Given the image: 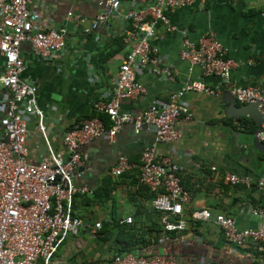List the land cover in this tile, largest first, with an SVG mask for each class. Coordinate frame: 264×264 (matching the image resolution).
I'll use <instances>...</instances> for the list:
<instances>
[{"label": "crops", "instance_id": "0c3cea01", "mask_svg": "<svg viewBox=\"0 0 264 264\" xmlns=\"http://www.w3.org/2000/svg\"><path fill=\"white\" fill-rule=\"evenodd\" d=\"M152 1L121 0L117 12L99 5L97 0H30L31 9L39 12L45 26L66 28V48L59 60L37 58L28 42H23L19 50L26 62L20 76L37 86V103L44 113L47 140L64 158L68 154L62 134L93 115L96 101L110 97L118 68L130 49L122 40L123 30L128 27L122 12L130 7L148 6ZM99 14L103 20L94 30L86 32L84 29ZM170 19L176 30L164 31L159 26L152 43L173 66L175 76L167 79L154 75L147 67L135 66L136 78L147 92L121 100L123 110L137 112L152 103H162L187 79L200 77V68L182 59L179 51L184 38L196 41L207 31L215 33L227 55L236 62L229 74L233 83L264 87V0H205L175 9ZM2 71L0 58V74ZM202 78L210 85L220 82L217 76ZM223 93L211 96L186 92L182 100L192 117L175 122L179 132L175 140L156 141L152 127L136 133L131 123H124L114 138L105 132L81 145L83 156L74 171V183L92 189L93 193H77L73 213L89 222L100 221L107 239L85 232L70 235L55 253L53 264H109L116 249L122 248L117 222L126 216L133 217L132 224L136 226L133 233L143 234L146 243L121 253L138 251L146 256L198 264H264V245L247 241L234 246L213 221L194 218L195 211L208 208L213 214L233 217L239 227H259L262 223L251 209H264V189L231 185L222 179L225 171L252 178L264 171V154L252 163L251 153L239 143L251 135L241 124L242 117L227 112L229 104ZM7 95L0 84V99ZM4 108V102L0 101V117ZM245 118L249 123L253 121ZM38 122V117L28 115L27 159L32 163L38 162L46 149ZM104 124L109 128V119ZM261 128L264 130V122ZM151 144H155L157 154L170 158L190 194V200L183 204L181 230L163 229L159 213L152 208L151 194L139 181L137 166L119 176L109 173L120 154L139 164L143 149ZM113 215L115 222L111 220Z\"/></svg>", "mask_w": 264, "mask_h": 264}, {"label": "built area", "instance_id": "2783aa9c", "mask_svg": "<svg viewBox=\"0 0 264 264\" xmlns=\"http://www.w3.org/2000/svg\"><path fill=\"white\" fill-rule=\"evenodd\" d=\"M205 0H153L142 8H127L122 12L128 27L122 39L130 46L124 62L119 66L113 81L112 92L106 100L93 104L98 113H105L110 121L105 127L99 116L87 117L62 134L67 158L53 150L47 138L43 122V110L37 103V86L21 78L26 62L20 55V45L28 42L37 58L59 60L66 48V28L47 27L36 9H31L30 0H0V58L3 71L0 84L8 95L4 112L0 117V264H53L60 245L70 235L85 232L95 236L101 228L100 221L89 222L73 213V200L77 193L92 194L93 190L74 183V171L82 161L81 145L107 132L111 138L120 131L124 123H131L138 133L144 127H152L156 141H171L179 136L175 128L178 119L189 120L192 113L182 100L185 93L193 91L218 96L228 91L238 103L259 101L264 112V87L238 85L229 79L236 62L227 55L226 48L212 31H207L196 41L184 38L179 55L200 68L201 76L187 79L162 103H152L137 112L123 110L121 100L146 94L147 89L137 80L135 66L147 67L156 76L172 79L173 66L152 43L156 30L174 31L170 14L177 8L203 3ZM98 4L120 11L121 0H97ZM69 15L71 12L68 13ZM82 20V19H81ZM103 20L98 15L86 32L94 30ZM217 76L219 83L210 85L205 76ZM38 117V127L46 142L45 152L38 162L27 159V117ZM258 137L264 142V130ZM138 167L139 181L154 197L152 208L159 212V221L164 230L184 228L183 204L190 200L176 166L169 157L157 154L155 144L143 149L140 163L135 165L120 154L109 173L119 176ZM215 167H212L214 169ZM222 179L231 185L264 189V171L256 178L238 175L229 171ZM251 213L261 220L259 227H239L235 219L223 213L213 214L208 208L194 212L200 221H213L223 232L226 240L234 246L247 241L264 245V209L253 208ZM126 216L119 223H131ZM111 264H198L182 262L163 256H146L138 251L115 253Z\"/></svg>", "mask_w": 264, "mask_h": 264}, {"label": "water", "instance_id": "95a60500", "mask_svg": "<svg viewBox=\"0 0 264 264\" xmlns=\"http://www.w3.org/2000/svg\"><path fill=\"white\" fill-rule=\"evenodd\" d=\"M108 9H110V7H108ZM223 96L229 104L226 110L231 116L248 117L255 122L257 129L254 132L248 133V136L251 135V138L239 143L243 145L246 151L251 153L252 163L260 160V155L264 154V142L258 137V134L263 130L261 124L264 122V112L262 111L260 102L253 101L237 104L235 98L228 91H224Z\"/></svg>", "mask_w": 264, "mask_h": 264}, {"label": "trees", "instance_id": "16d2710c", "mask_svg": "<svg viewBox=\"0 0 264 264\" xmlns=\"http://www.w3.org/2000/svg\"><path fill=\"white\" fill-rule=\"evenodd\" d=\"M120 40V39H118ZM123 40V39H122ZM94 114L93 115H90L88 117H92V116H99L104 122H108V116L105 114V113H98L94 110ZM239 120L241 121V124L243 125V127L245 128V131L247 132H254L255 130V125L253 123V121H251L250 123L248 122V119L246 118H239ZM145 187V186H144ZM146 189L145 190H148L149 193L151 194V200L152 198L154 197V193L151 192L147 187H145ZM84 195V194H83ZM158 212V211H157ZM159 213V212H158ZM160 216V215H159ZM81 217V216H80ZM112 221L115 222L117 221L116 218L114 217H111ZM133 218V217H132ZM159 219V218H158ZM86 220V218H85ZM87 221V220H86ZM119 225L118 227L120 228V235H122V238L121 240L118 239V242L119 243H122V248H117L116 252L115 253H121V251H127V250H130L132 249L131 247H135V246H139V245H143L145 244L146 240L144 239V235L143 234H140V235H135L133 233V230L135 229V225L131 223H119V221L117 222ZM106 226L108 227L109 226V222L107 221L106 222ZM163 227V226H162ZM164 229V228H163ZM91 236V235H90ZM91 237H95V238H99V239H102L104 241H106L107 237L102 229V225H101V228L100 230L98 231V233L95 235V236H91ZM121 241V242H120ZM114 253V254H115ZM113 254V255H114ZM113 255L111 256L110 258V262L109 264H111L112 262V258H113ZM36 264H40V261L37 262Z\"/></svg>", "mask_w": 264, "mask_h": 264}, {"label": "rangeland", "instance_id": "374dc122", "mask_svg": "<svg viewBox=\"0 0 264 264\" xmlns=\"http://www.w3.org/2000/svg\"><path fill=\"white\" fill-rule=\"evenodd\" d=\"M81 242H82V241H81ZM81 244H82V243H81ZM81 244H80V245H81ZM81 246H82V245H81Z\"/></svg>", "mask_w": 264, "mask_h": 264}]
</instances>
